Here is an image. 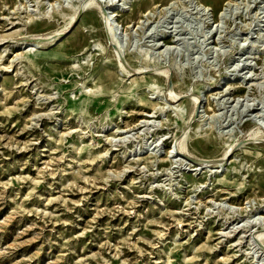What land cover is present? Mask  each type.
I'll return each mask as SVG.
<instances>
[{
  "label": "rangeland",
  "instance_id": "obj_1",
  "mask_svg": "<svg viewBox=\"0 0 264 264\" xmlns=\"http://www.w3.org/2000/svg\"><path fill=\"white\" fill-rule=\"evenodd\" d=\"M85 1L0 0V264H264V0Z\"/></svg>",
  "mask_w": 264,
  "mask_h": 264
},
{
  "label": "bare ground",
  "instance_id": "obj_2",
  "mask_svg": "<svg viewBox=\"0 0 264 264\" xmlns=\"http://www.w3.org/2000/svg\"><path fill=\"white\" fill-rule=\"evenodd\" d=\"M105 4H103L102 2H100V0H86L82 5H78L76 7V11H74V15L71 17V25L73 26L76 22H77V19L80 15V13H82V11H84L85 8H91L93 6H97L99 7V9L101 10L102 12V18H103V21H105V28L107 29L108 31V34L109 36L111 35V40L112 38L114 40H116V25L114 23V19L112 17V15H114V12H110L109 10H107L105 7H104ZM199 5V4H198ZM204 6V5H203ZM205 7V6H204ZM208 10H210V8H207ZM202 10H205V9H202ZM201 11V10H200ZM204 15V14H203ZM166 20V19H165ZM164 23V22H163ZM58 37V36H57ZM160 48V47H159ZM118 60V59H117ZM119 62V65L120 67L122 68L123 71H126V72H132L133 69L130 67L129 63L125 60V59H122L121 56H120V59L118 60ZM142 70V69H140ZM165 72V71H164ZM141 73V72H140ZM174 95L175 92L173 93ZM172 94V95H173ZM173 97V96H172ZM178 97V96H177ZM180 97V96H179ZM178 97V98H179ZM174 98V97H173ZM176 98V97H175ZM192 99V98H191ZM194 100V104H195V108H194V112H193V117H195L197 115V113H199V109H200V104L202 103L200 97H195L193 98ZM82 105V104H81ZM261 132V131H260ZM264 133V132H262ZM252 139H256L255 137H253ZM251 140V139H250ZM176 146V145H175ZM176 148V147H175ZM232 150H233V146H229V148L225 151L224 155L222 158H220L219 160H210L208 161L209 163H217V164H221L223 163L227 157H229L231 154H232ZM173 151V150H172ZM178 154V153H177ZM179 155H182V152L179 153ZM257 239V245L256 246H260V249H264V234H259L256 236ZM254 244V242H253Z\"/></svg>",
  "mask_w": 264,
  "mask_h": 264
}]
</instances>
